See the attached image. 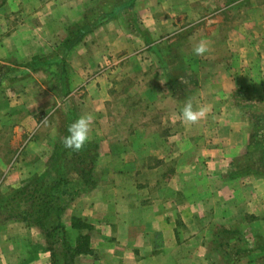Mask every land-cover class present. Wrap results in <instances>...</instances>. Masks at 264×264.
I'll list each match as a JSON object with an SVG mask.
<instances>
[{
	"label": "crops",
	"instance_id": "crops-1",
	"mask_svg": "<svg viewBox=\"0 0 264 264\" xmlns=\"http://www.w3.org/2000/svg\"><path fill=\"white\" fill-rule=\"evenodd\" d=\"M29 3L18 32L14 8H0L3 122L37 139L40 119L77 108L89 84L103 139L94 182L57 196L60 228L2 209L0 264H264V0ZM201 40L208 51L197 56ZM71 60L73 90L60 74ZM189 99L207 110L194 124L181 115ZM43 169L45 187L59 171ZM10 171L2 192L19 182Z\"/></svg>",
	"mask_w": 264,
	"mask_h": 264
},
{
	"label": "rangeland",
	"instance_id": "rangeland-1",
	"mask_svg": "<svg viewBox=\"0 0 264 264\" xmlns=\"http://www.w3.org/2000/svg\"><path fill=\"white\" fill-rule=\"evenodd\" d=\"M33 1L35 3V0H30L29 4H33L32 3ZM7 3L10 4L12 8H14L15 11H13V13L16 12V15H13V18L11 20L10 28L15 29V31L18 32L19 26L23 21V16H22L23 10L19 11V6L21 5L22 0H0V8ZM1 19L2 18H1V9H0V20ZM253 19L257 20L258 15H253ZM16 36L18 37L19 34H16ZM61 52L66 53L67 47H61ZM76 65H77V60L75 61L71 60L66 64L64 63L60 64V74H62L66 78L65 79L66 81L64 83L67 85L68 89L71 88L72 90H73V83L75 81L74 82L72 81V78L70 77V73H72L73 68H76ZM30 67L34 69L36 67V63L33 62L32 64H30ZM101 72L103 73V69ZM36 79L41 81V79H39L38 77H36ZM69 83L71 86L69 85ZM83 83L84 82H82L81 84ZM88 85L89 84H84L82 87H80L77 92V95L75 96V100L79 103V106L77 108H73L69 106L70 109L68 110L69 108L68 107L65 110L66 111L65 115L61 116V113L59 112V113H55V116L53 118H50L51 114H48V115H44V117L40 119L41 122H45V124L43 123L44 125H41L39 127L38 129L39 131H37V139H36V135L31 136L30 132L23 133L22 131L20 132L16 131L14 127L10 126L11 122H3V120L7 116L8 119H10L11 114L10 112L0 111V184L1 181H3L4 179V172L7 169H11L10 173L15 172L19 178L18 180V178L14 177L13 175L11 177L12 179L9 180V182L12 180L19 181L17 186L15 185L16 187L15 186L11 187L10 192L0 191V221H3L5 219L2 209L8 211L7 206L4 204V201L8 199L10 200L13 199L12 201L20 200V202L22 203L23 200L26 201L28 199L29 192H35L37 197H41L42 199L44 198L46 199V202L51 204L49 205V208H50V212L52 211L53 215L51 214L52 216L50 217L51 218L55 217V219L59 218V228H60V218H61L60 216L61 213L63 212L64 207L62 203L59 204L57 203L56 201L58 198L57 196L60 194H64L68 196L67 192H70L71 190L72 192H77L79 191L78 188L83 187L82 185L85 184L87 185L90 184L91 182H94L93 179L95 178V175L93 176L91 173L92 171L89 172L88 170H93L94 167L97 168L98 159L96 160V157L95 155H93V152L95 153L97 151L95 149H98V146L101 145V140L103 139V110L100 109L92 110L93 102L96 100H92L91 103L84 102V100L86 99L85 95L88 92L87 90ZM59 86H61V84H59ZM67 92L68 93L66 95V98L67 96L71 95V91L68 90ZM23 113L24 112L18 115V119H20ZM84 115H90L92 117L90 121V132H89L90 138L88 143L85 145V147L82 150L78 152H73L65 149L61 141L68 134L67 132L68 125L74 120ZM141 115H142V111H141ZM2 116H4V118ZM63 116L66 117V119H63ZM36 119L39 120V116H37ZM139 119L140 121L142 120V118ZM131 121H133L132 117L127 118V122H131ZM57 138H58V142H55ZM38 140L44 141V144L43 147L41 148L38 146L39 148L36 151V145ZM30 143H33V149H31L32 155L29 159L24 157L25 156L24 151L27 152L26 148L28 145H30ZM40 144L41 141L39 142V145ZM102 148H103V144H102ZM45 151H48L46 153H48L49 155L46 161H42L41 158L40 159L38 158V156H37V161L32 159L36 152H45ZM52 152L54 156L53 154L51 155ZM87 152L88 153L92 152V155L85 156ZM39 164H41V166L44 167L43 172L45 173V175L48 171H50V169H53L54 167H56L59 171L58 173L53 174V176L50 177L49 180L43 182L45 187H42L41 175L39 176L38 171H36L37 165ZM19 172H22L21 175ZM46 184H48L47 187ZM21 191H23L22 195H20ZM35 193H34V197L37 198ZM16 198L17 200H14ZM22 205L26 207L25 204ZM55 219L54 221H51L54 224L57 223ZM79 225L81 226L82 223L80 222L78 224H75V226L77 227ZM86 243H89V241L88 240L87 242L82 241L80 245L83 246ZM60 247L61 248H59V250L64 251V248L62 246Z\"/></svg>",
	"mask_w": 264,
	"mask_h": 264
},
{
	"label": "clouds",
	"instance_id": "clouds-1",
	"mask_svg": "<svg viewBox=\"0 0 264 264\" xmlns=\"http://www.w3.org/2000/svg\"><path fill=\"white\" fill-rule=\"evenodd\" d=\"M208 51L207 44L201 40L194 48L193 53L197 56L204 55ZM205 108L194 110L193 102L191 99L187 100L181 109L183 121L186 124H194L201 119L205 113ZM90 115H84L74 120L68 125V134L61 141L63 147L67 150L78 152L82 150L89 141Z\"/></svg>",
	"mask_w": 264,
	"mask_h": 264
},
{
	"label": "trees",
	"instance_id": "trees-1",
	"mask_svg": "<svg viewBox=\"0 0 264 264\" xmlns=\"http://www.w3.org/2000/svg\"><path fill=\"white\" fill-rule=\"evenodd\" d=\"M84 152V151H83ZM22 192H20V195H22ZM34 193L35 192H29L28 193V199L26 201L23 200V202L21 203L20 200L19 201H13L12 203L8 200L9 203L7 206V209L9 211L8 214H10V216H13L12 214H16V215H21V217H23L25 220H27V222L31 223V224H35L37 226H44L47 224V222L51 219L50 216H52V211L50 212V208H49V204L48 202H46V199H42L41 197H37L36 193V197H34ZM38 193V190H37ZM51 201V200H50ZM21 204V205H19ZM25 204L26 207H24ZM13 205V206H10ZM34 209V210H33ZM15 210V211H14ZM52 214V215H51ZM82 241L87 242V240L82 239ZM87 244V243H86ZM78 251V249H77ZM82 251V250H79Z\"/></svg>",
	"mask_w": 264,
	"mask_h": 264
}]
</instances>
